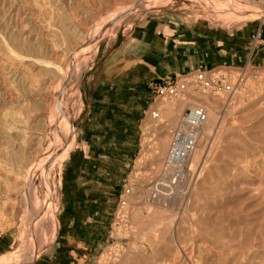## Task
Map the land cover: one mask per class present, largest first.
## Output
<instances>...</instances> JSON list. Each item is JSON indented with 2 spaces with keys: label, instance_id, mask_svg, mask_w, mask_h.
<instances>
[{
  "label": "rangeland",
  "instance_id": "obj_1",
  "mask_svg": "<svg viewBox=\"0 0 264 264\" xmlns=\"http://www.w3.org/2000/svg\"><path fill=\"white\" fill-rule=\"evenodd\" d=\"M134 2L0 0V70L19 67L0 80L2 264H264L262 4L149 0L120 15ZM143 39L147 58L134 51ZM4 40L43 62L16 61ZM76 49L50 108L53 66ZM181 101L213 109L217 128H202L195 183L175 202L150 189ZM112 102L128 110L116 135Z\"/></svg>",
  "mask_w": 264,
  "mask_h": 264
},
{
  "label": "built area",
  "instance_id": "obj_2",
  "mask_svg": "<svg viewBox=\"0 0 264 264\" xmlns=\"http://www.w3.org/2000/svg\"><path fill=\"white\" fill-rule=\"evenodd\" d=\"M254 1L262 4L264 14V0ZM261 28L258 25L253 34L256 44L260 42ZM197 78L202 79V74H198ZM206 122L207 113L203 106L186 108L178 125L170 132L163 168L151 185L152 197L170 200L177 193L186 195L192 190L196 179L190 168V158Z\"/></svg>",
  "mask_w": 264,
  "mask_h": 264
},
{
  "label": "bare ground",
  "instance_id": "obj_3",
  "mask_svg": "<svg viewBox=\"0 0 264 264\" xmlns=\"http://www.w3.org/2000/svg\"><path fill=\"white\" fill-rule=\"evenodd\" d=\"M136 2H134L132 5H129V6H126V7H124L123 9H121L120 10V15L122 14V13H124V12H126V11H130V10H132V9H135L138 5H142V4H144L145 2H147V1H149V0H135ZM241 1V0H240ZM243 6V5H242ZM252 8V7H251ZM258 9V8H257ZM32 10V9H31ZM249 11V10H248ZM247 11V12H248ZM256 11V10H255ZM259 11H260V9H259ZM262 11V10H261ZM12 12V11H11ZM25 14H26V12H25ZM120 15H118L117 17H119ZM256 15V14H255ZM5 16V15H4ZM3 16V17H4ZM262 18H264V14L262 13ZM52 18V17H51ZM120 19V18H119ZM118 19V20H119ZM20 20V19H19ZM34 20V19H33ZM262 20V19H261ZM1 21V20H0ZM107 22H109L108 21V19H107ZM40 24V23H39ZM112 24H113V22H112ZM20 25V24H19ZM13 26V25H12ZM14 27H16V26H14ZM20 27V26H19ZM114 27V26H113ZM102 28V27H101ZM11 29V28H10ZM25 29V28H24ZM107 30H109V29H107ZM106 30V31H107ZM101 31V30H100ZM99 31V32H100ZM13 32V31H12ZM23 33V32H22ZM21 33V34H22ZM97 34H99V33H97ZM85 35V34H84ZM103 35V34H102ZM25 36V35H24ZM7 37V36H6ZM4 39V38H3ZM31 39V38H30ZM4 42H5V45L7 46V48H8V50H9V52H10V54L12 55V57L13 58H15V60L16 61H21L22 60V62H24L25 64H35V63H39V62H43V61H40V60H37V59H35V58H32V57H25V56H23L22 55V53L20 54V53H17V52H15L13 49H12V47L8 44V42H6L5 40H4ZM3 42V43H4ZM88 45V44H87ZM89 46V45H88ZM80 48V47H79ZM78 49H76L72 54H71V56L65 61V62H63V63H59L58 65H55V66H53V67H55L56 68V71L59 73V75H60V80H58V81H56V82H54V80H53V82L55 83L54 85L56 86V88H57V92L56 93H54V94H56L57 96L56 97H53V95L54 94H50V92H49V94H47V95H45L47 98H49L50 99V103H51V106H50V108L52 107H54V109L55 108H57V107H59V105H60V103H61V95L63 94V91H64V84H65V81L66 80H68L67 78H68V76L70 75V73L71 72H74L73 70H77L78 68L77 67H72L71 66V63L73 62V57H74V54L76 53V51H77ZM78 53V52H77ZM8 55V54H7ZM56 55V54H55ZM87 58V57H86ZM11 59V58H10ZM50 62V61H49ZM52 62V61H51ZM60 62H61V60H60ZM2 63H0V65H1ZM16 65V64H15ZM14 65V66H15ZM38 65V64H37ZM9 66V65H8ZM7 66V67H8ZM12 66V65H11ZM33 66V65H32ZM4 67H6V65L4 66ZM39 67V66H38ZM51 67V66H50ZM14 68V67H13ZM12 68V69H13ZM19 68V67H18ZM17 67H16V70H12V69H7V68H4V70L5 71H3V70H0V80L1 81H5L6 79H13V78H15L17 75H18V72H17V69H18ZM34 68V67H33ZM40 68V67H39ZM21 69V68H20ZM76 72V71H75ZM77 73V72H76ZM20 74H21V72H20ZM29 74V73H28ZM32 74V73H31ZM22 75H24V74H22ZM34 75H35V73H34ZM58 75V74H57ZM28 76V75H27ZM29 77V76H28ZM33 77H37V76H33ZM26 79V78H25ZM32 79H34V78H32ZM8 81V80H7ZM55 88V87H54ZM51 89H53V88H51ZM51 91V90H50ZM29 93V92H28ZM31 93H32V90H31ZM46 93V92H45ZM52 93V92H51ZM33 94V93H32ZM69 95V94H68ZM74 95V94H73ZM31 96V95H30ZM40 96V95H39ZM38 96V98L40 99V97ZM44 96V95H43ZM46 97L44 98V99H46ZM26 98V97H25ZM30 98V97H29ZM32 98H34L33 96H32ZM36 98H37V96H36ZM9 100V99H8ZM48 102H49V100H47ZM44 102V101H43ZM182 102V101H181ZM192 102H193V100H192ZM38 103V102H37ZM41 103V102H40ZM8 104V103H7ZM9 104H10V102H9ZM42 104V103H41ZM185 105H188V107H191V106H196V105H200V106H203L204 108H205V110H206V113H207V122L205 123V126L203 127V137H205V138H211V137H213L214 136V134H215V131H216V128H217V126H216V123H217V114H216V112L213 110V109H211L209 106H207L206 104H204V103H201V104H199V103H191V102H188V101H183L182 103H181V105H180V108H179V110L178 111H181L182 110V107L183 106H185ZM48 106V105H47ZM62 107V106H61ZM65 108V107H64ZM66 109V108H65ZM65 111V110H64ZM57 113H58V111H57ZM63 113H61V115H62ZM54 115H56V114H54ZM59 115V114H58ZM181 118V117H180ZM58 119V118H57ZM55 120V119H54ZM56 121V120H55ZM180 121V120H179ZM58 122V121H57ZM61 122H64V121H61ZM179 123V122H178ZM60 125H61V123H60ZM178 125V124H177ZM162 138V137H161ZM159 140H160V138H159ZM158 140V141H159ZM158 143V142H157ZM159 144H160V146L159 147H161L162 149L163 148H165V145H166V139L165 138H163V139H161L160 140V142H159ZM158 145V144H157ZM161 149V150H162ZM203 154V152H201V151H193V153H192V155H191V157H192V159L190 160V167L192 166V165H195V163L198 161V159L200 158V156ZM2 166H0V169H2L1 168ZM31 172H32V167L29 165L27 168H26V170L24 171V176H23V180H22V185L21 186H26L25 187V189H29V188H31L32 186H31V184L29 183V176H30V174H31ZM1 184V183H0ZM151 190V189H150ZM27 192V191H26ZM148 192V191H147ZM8 193V192H7ZM27 194V193H26ZM180 194L181 193H177L173 198H174V201L175 200H177L178 198H179V196H180ZM29 195V194H28ZM28 198V197H27ZM165 200H167V199H165ZM29 202V201H28ZM168 202V201H167ZM176 202V201H175ZM24 218H26L25 216H24ZM31 226V225H30ZM4 257H7V255L6 256H4ZM9 258V257H8ZM3 259V258H2ZM4 263V262H3ZM5 263H6V261H5ZM0 264H2L1 262H0Z\"/></svg>",
  "mask_w": 264,
  "mask_h": 264
},
{
  "label": "crops",
  "instance_id": "obj_4",
  "mask_svg": "<svg viewBox=\"0 0 264 264\" xmlns=\"http://www.w3.org/2000/svg\"><path fill=\"white\" fill-rule=\"evenodd\" d=\"M150 41H151V39H149V40L143 39L139 45H136L134 51L143 53L140 56V58H147L149 56V51H151V48H148L149 47L148 43ZM128 47H129L128 45H124L123 47H121V50H119V52L116 53V56L119 57L120 55H123L124 53L129 51L130 48L128 49ZM127 57L130 58V57H134V56H132V54H130L129 56L127 55ZM143 63H145V62H143ZM109 109L110 110H109L108 116L112 120V129H114V131H115V133H113V135H116L120 130H122L121 126H119V123L121 122L122 119L126 118V116L128 114V110L126 108L119 107V104H116V102L115 103L112 102L110 104ZM101 129L104 130V137H102L100 139V141H101V144L103 146H106V145H108L107 139L109 137V133L107 132L108 129L105 128V126L103 124L101 125Z\"/></svg>",
  "mask_w": 264,
  "mask_h": 264
}]
</instances>
